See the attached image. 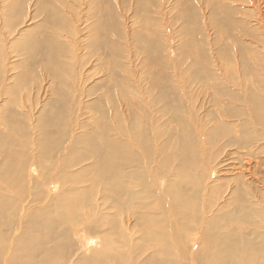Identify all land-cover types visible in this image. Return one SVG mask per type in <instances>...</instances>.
I'll return each mask as SVG.
<instances>
[{
    "label": "rangeland",
    "instance_id": "374dc122",
    "mask_svg": "<svg viewBox=\"0 0 264 264\" xmlns=\"http://www.w3.org/2000/svg\"><path fill=\"white\" fill-rule=\"evenodd\" d=\"M17 1L23 3L10 16L9 30L5 10ZM59 14L65 27L55 22ZM235 22L241 23L237 27ZM52 37L61 51L48 68L46 44ZM21 39L28 41L27 48L13 47ZM0 47V136L9 137L12 149L25 158L30 185L17 225L9 229L10 241L23 233L35 213L41 210L45 215L53 208L65 159L80 137H97L108 125L111 136H120L121 126L129 139L133 126H140L156 139L151 140L154 144L160 141L155 133L161 132L165 149L172 152L181 136V122L195 136L199 171L206 179L200 198L208 200L214 213L209 210L206 217L201 212L198 226L188 231L173 224L178 226L174 256L185 264L198 251L205 238L200 226L208 219L218 221L222 233H235L229 231L234 224L227 222L235 207L231 188L237 180L231 178L229 167L238 156L237 147L257 150L260 164L255 168L264 176L261 125L243 127L252 117L231 113L233 109L249 113L256 95L264 103V0H0ZM21 74L27 77L20 80ZM55 111L62 113L66 135L44 162L55 159L46 170L38 165V130L43 124L52 128V123L40 121ZM217 129L220 138L209 144L208 136ZM247 131H259L252 147L236 146L235 139ZM4 161L1 151L0 165ZM90 162L87 157L68 170L79 171ZM0 191L5 192L2 187ZM105 230L99 228L96 234L102 238ZM125 231L128 238L130 231ZM82 235L86 233L72 229L84 250L100 248L98 238Z\"/></svg>",
    "mask_w": 264,
    "mask_h": 264
},
{
    "label": "bare ground",
    "instance_id": "6f19581e",
    "mask_svg": "<svg viewBox=\"0 0 264 264\" xmlns=\"http://www.w3.org/2000/svg\"><path fill=\"white\" fill-rule=\"evenodd\" d=\"M22 3L17 1L6 7V28L13 24L10 16ZM190 18L195 20L193 13ZM55 22L66 26L61 14L56 15ZM240 23L235 22V26ZM24 41L21 39L13 47L27 48L28 41ZM55 41L56 37H52L46 44L48 68H52L56 52L61 51V45H55ZM24 77L27 74H21L19 79ZM248 111L233 109L231 113L252 117L249 123L245 120L247 124L243 123V127L258 122L264 129L263 100L256 95ZM40 122L52 123L51 129L43 124L38 130V165L48 170L55 159L44 162L61 147L64 119L60 111H55ZM181 124V136L172 152L165 149L166 139L161 132L155 133L160 141L154 144L151 140L156 139L150 138L140 126H133L129 139L121 126L120 136H111L108 125H105L106 132L102 131L97 137H80L65 159L66 170L59 178V193L51 203L53 208L47 209L45 215L41 210L35 213L25 222L23 233L11 241L9 229L13 231L17 225L16 216L30 185L26 183L25 158L12 149L9 137L0 136V152L4 151L5 156L0 165V187L5 190L0 191V264H181L173 253L178 248L175 228L179 226L188 231L192 226L197 227L199 214L202 212L207 217L209 210L213 211L208 200L204 203L200 198L205 176L199 171L201 161L195 136ZM220 132L217 129L212 137L209 135L207 142L212 144L220 138ZM247 132L235 139L236 146L252 147L259 131ZM240 149L237 147L238 156L233 157L229 167L231 178L237 182L231 188L235 207L227 223L234 224L235 228L230 225L229 231L235 233H222L218 221L208 219L199 230L205 238L185 264H264V176L258 173L261 171L258 167L255 168L260 164L255 156L257 150L253 147L248 151ZM87 157L91 162L79 171L68 170ZM209 163L206 162L207 166ZM34 194L38 198V193ZM260 199L262 201L257 202ZM174 223L178 226H173ZM73 228L98 238L100 248L92 246L84 250L83 241L79 239L76 244L72 237ZM99 228L106 229L102 238L96 234ZM125 229L130 231L128 238ZM248 234L253 237L249 238ZM86 235H82V239Z\"/></svg>",
    "mask_w": 264,
    "mask_h": 264
}]
</instances>
